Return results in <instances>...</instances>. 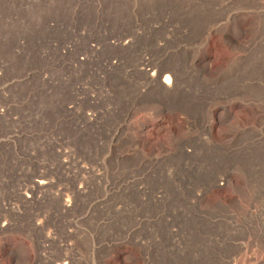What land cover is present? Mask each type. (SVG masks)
Returning <instances> with one entry per match:
<instances>
[{
    "label": "rangeland",
    "instance_id": "374dc122",
    "mask_svg": "<svg viewBox=\"0 0 264 264\" xmlns=\"http://www.w3.org/2000/svg\"><path fill=\"white\" fill-rule=\"evenodd\" d=\"M0 264H264V0H0Z\"/></svg>",
    "mask_w": 264,
    "mask_h": 264
},
{
    "label": "built area",
    "instance_id": "2783aa9c",
    "mask_svg": "<svg viewBox=\"0 0 264 264\" xmlns=\"http://www.w3.org/2000/svg\"><path fill=\"white\" fill-rule=\"evenodd\" d=\"M140 58H141V61L138 64L137 70L143 73L147 78L146 81L141 82L138 85L139 86L138 93L143 95L153 90L155 79L157 78L159 74V67H158V61L156 57H154L151 53L146 51V49L141 51ZM128 118L129 117H127L126 115V117L122 119V124L120 123V125L123 126L127 124V122L129 121Z\"/></svg>",
    "mask_w": 264,
    "mask_h": 264
},
{
    "label": "bare ground",
    "instance_id": "6f19581e",
    "mask_svg": "<svg viewBox=\"0 0 264 264\" xmlns=\"http://www.w3.org/2000/svg\"><path fill=\"white\" fill-rule=\"evenodd\" d=\"M167 77H168V75L166 76V78H167ZM164 81H165V80H164ZM39 182H40L41 184H44V183H46V181H44V180H42V179H41V180H39ZM39 182H38V183H39Z\"/></svg>",
    "mask_w": 264,
    "mask_h": 264
}]
</instances>
